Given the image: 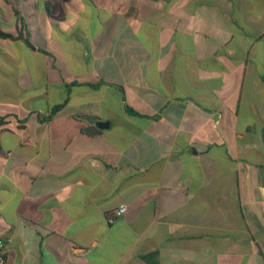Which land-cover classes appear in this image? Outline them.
I'll list each match as a JSON object with an SVG mask.
<instances>
[{
  "label": "crops",
  "instance_id": "obj_1",
  "mask_svg": "<svg viewBox=\"0 0 264 264\" xmlns=\"http://www.w3.org/2000/svg\"><path fill=\"white\" fill-rule=\"evenodd\" d=\"M18 1L6 264H264V0Z\"/></svg>",
  "mask_w": 264,
  "mask_h": 264
},
{
  "label": "trees",
  "instance_id": "obj_2",
  "mask_svg": "<svg viewBox=\"0 0 264 264\" xmlns=\"http://www.w3.org/2000/svg\"><path fill=\"white\" fill-rule=\"evenodd\" d=\"M8 0H0V37L3 39H23L26 43L30 44V37L25 31L18 32L17 35H13L11 33H7L3 31L4 27L2 26V21H8L6 17V10L3 6L4 2H7ZM18 1V0H16ZM14 18L12 21H21V24L23 25L22 21H25L24 17L21 15V13L17 9H13ZM64 104L59 105L53 109V111L57 112L59 111ZM157 253L151 254L149 256H146L144 259L149 262L150 264H157L156 263Z\"/></svg>",
  "mask_w": 264,
  "mask_h": 264
},
{
  "label": "built area",
  "instance_id": "obj_3",
  "mask_svg": "<svg viewBox=\"0 0 264 264\" xmlns=\"http://www.w3.org/2000/svg\"><path fill=\"white\" fill-rule=\"evenodd\" d=\"M127 212V206L121 205L119 208L111 211L108 214L107 220L110 224L114 223L116 219L123 216ZM0 264H6V241L0 239Z\"/></svg>",
  "mask_w": 264,
  "mask_h": 264
},
{
  "label": "rangeland",
  "instance_id": "obj_4",
  "mask_svg": "<svg viewBox=\"0 0 264 264\" xmlns=\"http://www.w3.org/2000/svg\"><path fill=\"white\" fill-rule=\"evenodd\" d=\"M20 3L19 1H16V0H8L5 4V7L7 8L8 12L13 9V8H16V7H19L20 6ZM45 3L42 1L41 2V8L45 11ZM10 14H11V11H10ZM46 14V13H45ZM47 16V21H51L49 18H48V14H46ZM10 18V16H8ZM39 22V21H38ZM43 22V21H41ZM34 24V23H33ZM35 25V24H34Z\"/></svg>",
  "mask_w": 264,
  "mask_h": 264
},
{
  "label": "water",
  "instance_id": "obj_5",
  "mask_svg": "<svg viewBox=\"0 0 264 264\" xmlns=\"http://www.w3.org/2000/svg\"><path fill=\"white\" fill-rule=\"evenodd\" d=\"M87 121L89 122L90 125H94L95 127H97L99 130H102L104 129V124L103 123H100V122H97L96 119L94 118H88Z\"/></svg>",
  "mask_w": 264,
  "mask_h": 264
}]
</instances>
